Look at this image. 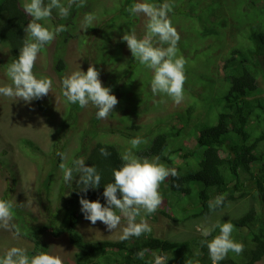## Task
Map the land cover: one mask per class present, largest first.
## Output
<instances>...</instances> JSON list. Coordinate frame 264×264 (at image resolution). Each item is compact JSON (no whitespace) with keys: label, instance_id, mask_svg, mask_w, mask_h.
Wrapping results in <instances>:
<instances>
[{"label":"rangeland","instance_id":"obj_1","mask_svg":"<svg viewBox=\"0 0 264 264\" xmlns=\"http://www.w3.org/2000/svg\"><path fill=\"white\" fill-rule=\"evenodd\" d=\"M131 2L133 3L134 0ZM177 2L176 0L175 4ZM209 2L210 0L205 1V3ZM262 3L264 4L263 0L258 2L259 5ZM85 5H93L91 9L97 15L100 14L102 8L115 9L120 6L118 0H86ZM175 6L180 8L177 11L179 13L171 15L169 12L168 18L170 21L173 17L177 19V22L172 25L180 37L177 47L182 45L185 48L177 52V55L183 56L186 61L184 99L180 104L173 103L165 95L154 96L152 94L151 70L134 60L126 43L120 39L122 35L129 33L135 34L138 39L145 37L147 17L142 13L129 15L133 21L130 29L123 32L113 30L108 37L102 39H98L100 33L97 30L91 32L89 29L80 28L73 33L81 38L86 36V44H80L76 35H74L76 38H70L64 43H59L60 38L55 36L53 41L45 45L38 53L32 69L37 78L51 79L52 87L48 95L28 104L0 96V197L7 185H10L12 187L10 198L16 207L23 211L24 219L28 223L22 229L48 224L49 211L47 208L53 210V206L58 205L55 202V195L58 190L57 184L62 178L60 164L68 162L82 143L81 135L84 128L90 129L88 136L92 138L88 140L89 143L93 144L95 141L113 143L125 152L131 149L129 141L136 136L144 141L138 147L141 148L147 146L157 133L174 131V127H181V135L178 136V140L171 141V145L177 147L186 144L189 147L193 139L191 133L195 129L194 125L205 120L207 114L214 115L215 110H209V104L229 87V83L221 78L222 74L219 75L224 56L232 47L238 50L247 47L249 45L245 39L247 33L264 31V13L259 17L262 19V22L258 24L260 27H256L254 25L257 23L253 18L255 7L251 0H216L215 7L218 16L212 18L219 21V16L224 17L225 26L220 29V34L219 25H217L214 26V31H207L206 35L202 34L199 39L195 29L200 27V22L193 15L202 6L199 7V4L193 0L183 1L181 6L178 4ZM119 12V10L116 11V14ZM180 13L182 15L179 17ZM78 21L81 25L82 19ZM50 22V18L41 21L45 27L53 30ZM67 26L65 25L66 29H68ZM203 27L202 22L200 29ZM246 31L249 32L246 33ZM97 43L101 51L112 52L114 47H119L117 60L102 62L98 60L95 54ZM260 44L264 51V43L260 41ZM196 48L198 51L194 53ZM57 55H60L64 61V68L60 71L55 67ZM206 57L210 63H207ZM10 63L9 48L1 44L0 86L11 84L6 75V68ZM128 64L132 69L126 73ZM89 65L98 69L102 85L111 88L112 94L118 100L113 112L106 119L98 120L97 126L91 123V119L96 117V109L91 104L85 108L69 104L61 93V78L80 68L86 71ZM119 75L123 76L119 78ZM256 83L260 87L259 90L257 89L259 96L264 97V80L259 77ZM39 105L43 107V110ZM188 106L190 110L187 109ZM122 115L129 118L128 124L138 125L139 128L125 129L124 126L127 123ZM119 130L124 131L122 135L118 132ZM24 140L32 141L39 147V150L35 151ZM57 145L64 147L65 159L63 161L58 160L57 162ZM50 173V176L55 179H51V188L46 193L43 180ZM241 180L243 181L242 188H246L248 194L238 200L228 201L218 211L186 223L193 224V229H189L188 225L181 226L179 223L171 222L170 218L157 211L162 206H158L157 210L150 215H145L141 210L137 222L143 217L151 228V231L147 233L162 238H181L187 232L197 236L202 235L205 230L210 231L218 222L240 215L248 209L251 203L256 207L259 206L258 201L252 196L254 189L250 180L244 176ZM158 191L162 197H175L166 190L164 184L160 185ZM181 201L186 206V211L192 212L195 209L193 207L195 200L192 199L189 203ZM168 206L170 208H165L167 213H172L174 216L179 214L176 210L178 205H174L173 198ZM125 225L126 220L122 217L121 225L110 232L100 221L93 225L82 217L76 229L84 240H119L120 228ZM18 228H20L19 219L13 213L7 222V227L0 222V255L11 247L24 248L26 251L33 249V243L21 234L22 230L17 235L16 229ZM33 230L34 228L31 231ZM50 230L49 227L40 234V238L47 245V253L58 256L62 264H77L74 261L76 249L69 243L66 233L54 236ZM255 264H264V258Z\"/></svg>","mask_w":264,"mask_h":264},{"label":"trees","instance_id":"obj_2","mask_svg":"<svg viewBox=\"0 0 264 264\" xmlns=\"http://www.w3.org/2000/svg\"><path fill=\"white\" fill-rule=\"evenodd\" d=\"M118 1L120 5L118 8H102L99 15L92 11L93 5L86 6L84 4L83 7H79L75 3L72 4L67 18H59L53 12L54 15L50 18L53 30L59 24L68 25L66 31L57 35V38H60L59 43L77 37L80 44H86V36L81 38L78 34H73L81 28L78 20L83 19L86 13H92L96 17L88 29L91 32L97 30L100 33L98 39L108 37V34H111L113 30L123 32L130 29L133 21L126 9L133 0ZM147 1L156 5L164 2V0ZM177 1L179 6H181V2H186V0ZM193 1L199 4V7L202 6L193 15L200 22V27L195 29L199 39L202 34L205 36L207 31H214V26L217 25H219L220 34V29L225 26V19L221 16H219V21L212 18L218 16L215 7L216 0H210L209 3H205L207 0ZM259 1L261 0H251L255 7L253 18L257 23L254 25L256 27H260L258 24L262 22V19L259 17L264 13V4L259 5ZM170 2L172 4L171 15L179 13L177 11L180 8L175 6L177 5L175 4L176 0H170ZM23 3V0H0V45L5 44L9 48L11 62L17 58L19 48L22 47L24 41L29 39V35L23 31V28L30 21V16L24 12ZM63 3L67 6L68 0H64ZM205 8L207 9L204 10ZM118 10L120 12L116 14ZM181 15L180 13L179 17ZM176 22L177 19L173 17L171 24ZM202 22L204 27L200 29ZM245 39L249 42L247 47L241 50L232 47L224 56L219 75L222 74L221 78L229 83V87L220 96L218 94L215 101L212 100L209 104V110H215L214 115L207 114L205 120L194 125L195 131L193 139L190 138L192 140L189 147L186 144L172 147L171 141L178 140V136L181 135V127H174V131L157 133L147 146L141 148L138 146L136 149H132L140 157H159L162 164L176 170V177L169 176L161 183L175 197H162L160 205L162 208L157 211L170 218L171 222L179 223L181 226L188 225L189 229H193V224L186 223L218 211L228 201H235L247 195L248 191L246 188H242L243 181L241 179L244 176L250 180L254 189L252 196L258 201L259 206L250 204L248 209L240 215L218 222L233 224L231 237L243 245V251L239 255L230 251L219 264H255L264 258V97L259 96L257 89L260 87L256 83L259 77L264 80V51L260 44V41L264 43V31L247 33ZM119 49V47H114L112 52L101 51L100 45L97 43L95 54L101 62L116 61ZM184 49L180 45L177 47V52ZM197 51L196 48L193 52ZM55 60L56 69L62 70L64 61L61 56L57 55ZM207 63H210L208 59ZM126 67L128 68L126 73H129L132 68L129 67V64ZM122 76L119 75V78ZM39 107L43 110L41 105ZM257 108L258 110H256ZM122 118L127 123L124 126L125 129L139 128L138 125L128 124L129 118L126 115H122ZM91 123L97 126L98 119L93 117ZM88 130L90 129H83L82 143L77 147L72 158L65 163V166L70 167L75 159L84 160L88 166L94 165L101 175V187L95 191L90 190L87 193V198L89 200L100 198L103 203V199L100 197L103 191L102 186L112 181V169L121 166V156L124 150L113 143L102 141L89 143L88 140L92 136H88ZM118 132L122 135L124 131L119 130ZM24 141L35 151L39 150V147L32 141ZM101 148L106 149L110 155L102 156ZM63 149V146L57 145V153H63ZM58 160L61 158L57 155V162ZM50 175L51 173L46 175L43 180L46 193L51 188V179L54 178ZM57 188L55 202L58 205H54L53 210L47 208L49 211L48 224L25 230L22 227H26L25 225L28 223L24 219L23 211L16 207L10 198L12 187L7 185L0 197V199L12 203L11 213L19 219L21 228H18L19 233L22 230L21 234L33 243V249L27 251L29 255L39 252L47 253V245L40 238V234L50 227L54 236L66 233L69 243L76 249L74 261L77 264H152L153 253L167 256L169 258L167 264H212L208 249L202 245L201 241L211 240L218 235L217 227H213L210 230L211 235L207 237L193 235L190 232L185 233L181 238H162L152 233H144L140 237H130L125 241L84 240L76 229L83 216L79 211V197L75 182L66 184L61 178ZM220 195L224 196L222 204L218 207H210V204H214L215 199ZM172 198L174 205H178L176 210L179 214L177 216L167 213L165 209L170 208L168 205ZM192 199L196 201L193 204L195 209L188 212L181 200L189 203ZM117 214L119 213L117 212ZM33 228L34 230L31 231ZM141 250H145L143 259L136 255Z\"/></svg>","mask_w":264,"mask_h":264},{"label":"clouds","instance_id":"obj_3","mask_svg":"<svg viewBox=\"0 0 264 264\" xmlns=\"http://www.w3.org/2000/svg\"><path fill=\"white\" fill-rule=\"evenodd\" d=\"M85 2L86 0H68L66 6L62 0H25L23 10L31 19L23 31L29 35V39L19 48L17 58L8 64L6 75L11 84L0 86V96L28 104L48 95L52 81L49 78H37L32 71L33 65L41 49L67 29L65 25L59 24L54 30H49L41 21L51 18L53 12L59 18H67L72 4L83 7ZM171 10L170 0H164L158 6L148 3L147 0H134L126 11L129 15L142 13L147 17L146 35L138 39L135 34L129 33L122 35L120 39L126 43L134 60L151 70L152 94L165 95L173 103L180 104L184 99L186 61L183 56L177 55L180 37L168 18ZM95 19L94 14L86 13L81 22L82 30L88 29ZM99 75L98 69L93 65H89L86 71L81 68L73 71L61 78V93L69 104L78 105L80 108L91 104L96 109V118L103 120L113 112L118 100L112 94L111 88L102 85ZM187 109L190 110L189 106ZM194 131L191 134H194ZM129 143L131 149L122 154L121 166L112 169V181L102 186L100 197L103 203L100 198H87L90 190L95 191L101 187V175L94 165L88 166L82 159L73 160L70 167H66L64 163L60 164L63 181L66 184L75 182L79 211L85 220L93 225L100 221L110 232L121 225L122 217L126 220V225L120 228L121 241L140 237L151 231L143 217L139 222L137 217L141 210L145 215L157 210L162 203V196L158 191L161 183L167 177L177 175L176 170L162 164L159 157L149 159L137 156L132 151L144 143L141 137L136 136ZM100 154L104 157L110 155L104 148L100 149ZM57 155L62 161L65 159L63 153L58 152ZM223 200V195L218 196L210 207L220 206ZM12 207L10 201L0 199V222H3L5 227L11 219ZM214 227L219 229V234L211 240L201 241L208 249L212 264H219L230 251L237 255L243 251V245L231 237V222L217 223ZM16 233L19 235L18 229ZM202 235L207 237L211 232L205 230ZM136 255L143 259L145 250L137 252ZM168 260L165 255L153 253L152 264H167ZM0 264H62V261L58 256L46 252L29 255L24 248L11 247L0 255Z\"/></svg>","mask_w":264,"mask_h":264}]
</instances>
